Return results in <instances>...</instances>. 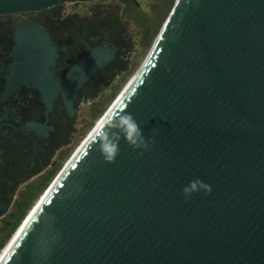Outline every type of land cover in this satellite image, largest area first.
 I'll use <instances>...</instances> for the list:
<instances>
[{"label":"water","instance_id":"95a60500","mask_svg":"<svg viewBox=\"0 0 264 264\" xmlns=\"http://www.w3.org/2000/svg\"><path fill=\"white\" fill-rule=\"evenodd\" d=\"M136 74L103 123L131 113L149 147L107 163L95 132L1 264H264V0H176Z\"/></svg>","mask_w":264,"mask_h":264},{"label":"flooded vegetation","instance_id":"af4514ba","mask_svg":"<svg viewBox=\"0 0 264 264\" xmlns=\"http://www.w3.org/2000/svg\"><path fill=\"white\" fill-rule=\"evenodd\" d=\"M145 2L0 14V244L138 68L157 30Z\"/></svg>","mask_w":264,"mask_h":264},{"label":"clouds","instance_id":"9594fccd","mask_svg":"<svg viewBox=\"0 0 264 264\" xmlns=\"http://www.w3.org/2000/svg\"><path fill=\"white\" fill-rule=\"evenodd\" d=\"M122 138L133 149H147L149 147L150 142L144 137L141 126L134 116L128 112L118 114L112 120H106L104 123L97 125L96 133L89 146L98 145V150L105 162L114 163L119 154V142ZM199 191L210 194L212 191L211 185L197 179L190 181L182 188V193L186 199Z\"/></svg>","mask_w":264,"mask_h":264},{"label":"rangeland","instance_id":"374dc122","mask_svg":"<svg viewBox=\"0 0 264 264\" xmlns=\"http://www.w3.org/2000/svg\"><path fill=\"white\" fill-rule=\"evenodd\" d=\"M176 0H146L145 5L147 4H151V8L150 11H153V19L157 20V30L155 35L153 36V39L150 43V45L146 48L144 55L141 58V61L139 63L138 68H136L126 79V82L124 83L123 87L121 88V90H119L115 96L110 100V102L107 104V106L97 115L94 123H92V125L89 127V129L83 134V136L80 139L79 145L82 143V141L85 139V137L88 135V133L95 127L96 122L99 120V118H101L105 112L108 110L109 106H111L114 101L116 100V98L118 97V95L120 94V92L125 88V86L129 83V81L131 80V78L134 76V74H136L138 71L140 70L141 66L143 65V62L145 61V59L147 58L151 48L153 47L155 41L157 40V37L163 27V25L165 24L174 4H175ZM79 147V146H78ZM77 150V149H76ZM75 153V152H74ZM58 175L55 174V176H53V178L50 180V182H48V184L38 193V195L32 200V203L29 207V209L27 210L26 214L24 217L27 216L28 212L31 210V208L34 206V204L37 202V200L39 198L42 197V195L48 190L49 186L53 183L55 177ZM24 217L21 219L20 223L18 224L17 228L19 227V225L22 223V221L24 220ZM17 228L15 229V231L17 230ZM14 231V232H15ZM14 232L10 235V237L7 238V240L4 242L3 241V246H0V250L3 249V247L5 246V244L9 241V239L11 238V236L14 234Z\"/></svg>","mask_w":264,"mask_h":264},{"label":"bare ground","instance_id":"6f19581e","mask_svg":"<svg viewBox=\"0 0 264 264\" xmlns=\"http://www.w3.org/2000/svg\"><path fill=\"white\" fill-rule=\"evenodd\" d=\"M137 71H139V70H137ZM136 75L137 74H134V76L131 78V80L129 81V83L120 92V94L118 95V97L116 98V100L114 101V103L111 106H109V108L105 112V114L101 118H99V120L95 124V127L88 133V135L85 137V139L82 141V143L79 145V147L75 151L74 155H76L79 152V150L85 145V143L88 141V139L96 132L97 125H100V124L103 123V121L105 120L106 116L109 114L110 110H112V108L115 106V104L117 103V101L122 98L123 94L125 93L126 89L129 86V84L132 82V80L135 78ZM74 155L71 158H73ZM68 162L66 164H68ZM50 188H48V190L42 195V197L37 200V202L34 204V206L28 212L27 216L24 217V220L19 225V227L17 228V230L14 232V234L12 235V237L9 239V241L5 244V246L1 250V252H0V264H1L2 260L6 257V255L8 254V252L11 250V248L15 245V243L17 242V240L19 239L21 233L23 232V230L26 227V225L29 223V221L32 218L33 214L36 212V210L39 207V205L41 204V202L47 196Z\"/></svg>","mask_w":264,"mask_h":264},{"label":"trees","instance_id":"16d2710c","mask_svg":"<svg viewBox=\"0 0 264 264\" xmlns=\"http://www.w3.org/2000/svg\"><path fill=\"white\" fill-rule=\"evenodd\" d=\"M20 221H21V220L19 219V220L17 221V223L13 225L10 234H9L8 236L5 237V241H6L7 238L10 237V235L15 231V229L17 228V226H18V224L20 223ZM5 241H4V242H5ZM3 244H4V243L2 242V243L0 244V246H3Z\"/></svg>","mask_w":264,"mask_h":264},{"label":"built area","instance_id":"2783aa9c","mask_svg":"<svg viewBox=\"0 0 264 264\" xmlns=\"http://www.w3.org/2000/svg\"><path fill=\"white\" fill-rule=\"evenodd\" d=\"M12 237V236H11ZM2 250V249H1ZM1 250H0V252H1Z\"/></svg>","mask_w":264,"mask_h":264}]
</instances>
